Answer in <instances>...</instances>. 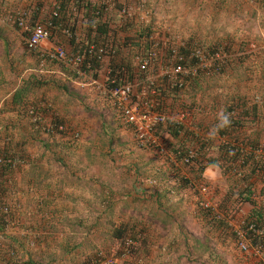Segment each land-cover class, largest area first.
<instances>
[{
  "label": "trees",
  "instance_id": "1",
  "mask_svg": "<svg viewBox=\"0 0 264 264\" xmlns=\"http://www.w3.org/2000/svg\"><path fill=\"white\" fill-rule=\"evenodd\" d=\"M12 1L0 0V13L6 10L3 14L4 17H7L4 19L6 20L8 18L11 22L12 19L14 20L15 14L13 10H8V7L12 5ZM137 1L139 0L135 2ZM32 2L34 1H30L28 5L22 6L21 8L18 7L19 10H24L27 13L26 20L28 21V26L31 27L37 21L42 23L50 21L52 24V33L48 41L53 45H61L65 49L69 46V54H73L76 51L84 52L91 43L101 44L108 50L112 48L114 53L109 57V60H111L109 66L111 67V75L116 77V79L120 77L133 79L134 76L138 74L135 56L138 52H145L149 48L151 43L149 38L150 35H152L154 39L166 37L164 34L160 35V30L157 26H154L155 20L153 18L154 11L157 9L156 6H152L153 8L151 9L150 4H148L146 0L143 2V7L144 10H146L147 16H149V21L143 22L132 34L124 35L123 40H121L120 35H117L119 30L117 29V25L113 22V19L115 15L120 16L124 21L117 23H121V30H125L128 24V18H126V15L120 13V11L123 8L131 6L127 2H117L113 6H108L105 0H53L46 4L44 0H35L33 4ZM155 2H157V0H155ZM195 18L197 26H202L201 23H199V17ZM4 19V24H2V26L6 27L7 25ZM79 28H82V30L78 31ZM2 30L3 29L0 28V31ZM26 35V32H21L23 38ZM207 36L208 38L211 37L210 35ZM167 38L181 39L186 42V48H179L180 52L186 56H189L190 53L188 48L194 44L207 45L210 50L219 49L222 53L225 52V55L222 56L221 68L219 71H200L193 79H186L182 89L168 86V81L165 76H161L157 79L158 84L163 87V91L157 96L158 107H161L164 103L162 99L165 100L169 97L172 101L179 102L180 105L183 106L182 111H189L191 119L196 126L195 131L188 130L181 123L168 122L157 127L155 134L159 139H161V132L166 131L171 138H174L177 144L171 147V167L163 169L159 168L160 166H153L150 167L151 169H148L147 161L143 164L133 162L125 166L126 172L123 173V176L115 173L114 168L116 169V160L112 156L111 149L115 139L113 133L116 132L117 124H115L114 127H111L110 124L116 121L117 116L119 117L116 107L108 99L100 96L96 92L92 94L90 92L93 90L91 87L79 89L75 83V73L70 67H64L65 64L61 61L51 59L48 56H40V54L36 52L29 51L26 47L25 49L28 52L37 57L38 60L35 61L36 65L40 63L38 66V68H40L37 70L40 74H31L20 78L13 86L14 89L11 91V95L0 104V113L5 110L16 111L17 114L21 116V119H25L31 136L37 138L39 144H41L39 148L43 153H51L54 156L57 155L55 157L60 156L58 159H61L63 161L62 164H64L71 150L82 147V160L80 159V165H82L81 170L84 171L87 167H94L105 173L107 171L109 172V175L106 174L108 175L107 179H104L98 173H94L90 177V180L97 185L95 186V193L100 199V205L103 206H99L100 209H96L97 217L99 218L102 214H106L103 223L96 219V224L93 226L96 227V230L103 227L107 228V230L104 231V237L108 238L106 239L107 241L111 240V244L113 242L112 250L110 248L109 251H105L106 257L112 254L126 258L132 256L134 250L138 247L136 246L137 242L135 239H138V243H140V241H144L143 234L147 235L153 233L147 228L149 222L152 223L153 226H156V228L159 227L163 230L167 229L170 225H176L177 222L174 221V216H178L179 212H177L176 208H172L171 210L168 209L170 205L168 200L172 198V196H170L172 190L167 186V184H169L168 182L170 180L174 181L175 184L172 185V187H176L180 190L189 186L192 188V192L198 194L199 185L204 183L201 180L202 172L206 167L215 164H219L223 171L226 170L229 172L232 166L238 169V188L235 190L236 192H232L234 193V205H230L228 208L221 207L218 202L215 206L208 205L204 207L200 202L196 210V215L197 213L199 214L198 218L205 220L207 223L217 222L226 232L232 230V226H229L228 219L233 218L231 220L235 222L238 221L239 217L245 216L246 218L244 219L246 221L251 220L257 226L264 229V202H258V199L262 201L264 198V164L256 158L257 155L254 151L248 153L243 152V148L246 146L245 144H249L254 148V146H257L259 143V141L253 139L250 135L253 133L255 134L257 131V128L253 127L264 124V86L260 85L259 88L257 86H255L256 88L250 86L251 88L248 87L243 90L235 88L227 90L226 93H224L222 88L221 93H224V98L219 104L217 101L214 103L204 101V98L202 99V97L199 96V94H201L199 91L201 86L207 84L208 79L211 77H222V75H225V69L233 66L232 61L238 62L239 65L243 67V70L245 67H253L252 71H254L250 72L251 75H255L258 71H262L260 77L264 80V62L260 64L257 60V56L260 55L263 56L264 61V50L247 52L244 50V43L242 41L235 47L236 41L231 34H226L214 42H207L206 38L203 39L195 28H191L189 32L176 30L172 36L169 35ZM231 51H234L235 54L234 57L229 60ZM162 52V55L159 56L160 60L156 62V65L159 61L163 64L169 63L170 61V51L168 47L164 48V50L162 49ZM85 60L91 61L92 65L89 72L91 76L95 77L97 73L96 70L100 65L95 53L94 55H88ZM47 62L55 63V65L60 68L64 79H60V75L58 74L44 77L41 69ZM261 87L263 89H260ZM187 88L190 91L189 102H184L181 96L184 94V89ZM47 89H53L55 93L50 94L46 91ZM86 89H89V91L82 92V90ZM210 90V87H206L203 91L207 93ZM256 96H259V102L255 101ZM62 99H64L62 105L64 106L65 104L69 108L64 111L62 110V115H60L54 113V110L58 111V107L61 106L60 100ZM89 99L92 101H101L100 103L103 107L99 109V112L91 111L88 106ZM63 106H61V108H63ZM216 106L217 110L215 109ZM162 108L164 107L162 106ZM233 109H235V111L231 112ZM82 111H89L91 112L90 114L88 113L89 115L97 117L100 127L98 129L99 131H96V136H98L99 140L96 141L94 136L90 137L89 143L83 146L82 138L84 136V130L77 122L73 123V127L70 126V120H73L74 113L76 114V112ZM210 112L212 113L209 114ZM201 113H204V115H201ZM213 113H218V116L215 117L214 115V118L212 120L210 119L205 125L201 120L211 117V115L213 117ZM34 117L37 118V120L33 121L32 118ZM46 123L52 125L53 129L46 132L44 129ZM59 125L62 126V128L59 129ZM1 132L6 143L0 145V155L12 159L18 158L22 161L14 166L8 164L0 166V194L5 197L4 182H9V173L13 169L27 164L31 158L29 157L28 159V154L26 153L27 151H25V145H23V143L20 144L17 142L12 145L10 144L13 132L9 133L5 129L0 130V134ZM205 132H209V134L217 132L220 136L224 137L223 143L220 140L217 141L219 155H215L216 157H205V153L203 154V152H201L209 148L213 142H215L214 136L210 134L206 137ZM190 145L195 147L194 150L196 152V156L192 159V162L189 164H176L175 162L180 161L181 158L186 155L187 151L190 150ZM242 155H245L246 158L243 163L240 164L238 160ZM167 157L169 159L170 155ZM217 159H219V161ZM143 165L145 166L142 167ZM145 169L148 170L145 172ZM113 172L116 176H114ZM186 174H188V176ZM4 176L6 178H4ZM120 177L123 179L118 180ZM123 182H125L124 185L122 184ZM118 184L119 186H116ZM254 185H257L258 189H256ZM229 195H231L230 191L226 193V196ZM228 198L229 197H227V199ZM4 201L6 200L4 199ZM4 201L0 199V203L9 206V211L7 214L0 211L1 226L3 217L6 215L12 218L14 212L10 207V203ZM170 202L172 203V201ZM242 202H247L250 212H245L242 210L243 208H238ZM243 211L245 212L244 215L242 213ZM119 214L123 215V217L127 215V218H118L117 215ZM178 223L177 225H179V227H185V223L182 219H179ZM19 229L22 230L21 225ZM241 229L245 230L244 227H241ZM131 230H135L133 234L134 238H132L135 242L129 248V252L125 254V240L126 238H131L126 234ZM233 230L231 234L236 238ZM23 231L27 232L25 229ZM182 232L185 234L184 229H182ZM183 233L179 232L175 234L174 240H169L167 246L171 248L173 246L177 247L179 245H184L185 249H188V251H184L188 259H190L189 253L191 254V252L196 249L199 250L201 255L199 253L195 257V261L202 264L200 259L201 256L207 252L208 247L206 244L210 238L203 235L202 239L194 238L189 242V238L185 239L181 237H185ZM248 237L247 242L252 251L251 254L253 255V247L260 245L261 255L255 254V258L252 260V255L247 254L249 255V257H247V264H264V238L260 236V238ZM180 240H182V242H179ZM188 245L189 247L187 248ZM100 253L102 254L103 251H99L98 247L93 256L87 259L83 258L82 261L78 263L91 264L93 260L98 261ZM245 253H248V251ZM208 256L213 257L212 253ZM10 259L8 260L11 262ZM29 262L34 264L33 261ZM111 264H115V261Z\"/></svg>",
  "mask_w": 264,
  "mask_h": 264
},
{
  "label": "crops",
  "instance_id": "2",
  "mask_svg": "<svg viewBox=\"0 0 264 264\" xmlns=\"http://www.w3.org/2000/svg\"><path fill=\"white\" fill-rule=\"evenodd\" d=\"M117 1L120 2V0ZM170 2H173L175 5V9L178 11L177 15L184 14L187 17H199V23L204 25L206 21L209 20V24H211L212 27L210 30H208L207 27H203L204 30H198L203 39H205V36L209 33L218 32L220 30L219 28H221L220 26L237 25L239 21L238 18L246 19L249 23H253L252 25H257L259 27L261 24L264 27V0H170ZM33 3L34 2H32V4ZM44 3H47L46 0H44ZM111 15L113 16L112 13ZM126 18H128V24L125 30H121V23H117L124 21L120 16L115 15L113 19V22L117 25V29L119 30L117 35L121 36V40H123L124 35L132 34L138 26L147 21L146 19L149 18V16H147L146 11L141 12L140 10H133ZM228 18L236 19L230 21ZM79 30L81 31L82 28H79L78 31ZM53 46L54 45L51 44L50 41L45 45L47 48ZM236 46L237 44L235 42V47ZM31 63L32 60H0V104L11 95V91L14 89L13 86L20 78L31 74H37L40 63L39 65L34 64L33 68L29 66ZM110 63L111 60L106 59L98 66V79L99 77L103 78ZM19 65L22 66V73L17 67ZM64 67H67L66 64ZM252 69L253 67L249 66L245 67L243 70L242 66H238V73L229 72V74L225 73V75H222L226 77L222 80L223 84H220V78L223 77H213V80H215L214 84L212 85L208 82L201 86L199 90L201 94H199V96L202 97V99L204 98V101L211 103L217 101L219 104V102H222L224 93H226L227 90L235 88L243 90L250 86H257L258 88L260 85L264 86V80L260 77L262 71L256 72L257 75H251L250 72ZM6 70L8 71L6 72ZM41 72L44 77L58 74L60 75V79H64L60 68H58L55 63H45ZM206 87H210L211 90L204 93L203 90H205ZM222 88L224 93H221ZM260 89L263 88L261 87ZM184 90L181 99L184 102H189L190 91L188 88ZM2 91H6L7 94L5 95L6 92L2 93ZM60 101L61 106H63L64 99ZM61 106H57L58 111L54 110V113L62 115L61 113L69 108L65 104L63 108H61ZM215 109L217 110V106ZM211 113L212 112L209 114ZM201 115H204V113H201ZM214 115L216 117L218 113H213V117L211 115V117L203 118L201 121L206 125L210 119L212 120L214 118ZM74 122V120H70L71 127H73ZM28 128L25 119H21V116L17 114L16 111L5 110L0 113V130L5 129L9 133L13 132V136L10 140L11 143L8 142L11 145L17 142L20 144L23 143V145H25V151H27L26 153L28 154V159L29 157L31 158L24 166L13 169L8 175L9 182H4L6 202L10 203V207L14 211L21 209L23 219L20 222L22 230L13 225L16 216L13 218L12 226L3 230L6 232V239L1 249L0 256L6 254L8 256L7 248H10L14 251L15 255L19 253L25 254L28 262L33 261L34 264H62L64 262L62 260L68 257L74 258L75 254L82 256L80 259H87L94 255L100 243L105 246L107 242L106 239H108L104 237V231L107 230V228L103 227L96 230V227L93 226L96 224V219L103 223L106 214H102L99 218L97 217L96 209H100V199L95 193V186L97 185L90 180V177L94 173H98L104 179H107L109 172L107 171L105 173L94 167H87L84 171L81 170L78 162H80L82 158V147L71 150L70 155L66 157L65 163L62 164L63 161L58 159L60 156L55 157L57 155L54 156L51 153H43L40 150L39 146H41V144H39L36 137L31 136ZM210 134L214 136L215 142H213L209 148L201 151L203 154L205 153V157L214 155L212 154V149H214V151L216 150V156L219 155L217 141L219 140L220 134L217 132ZM210 134L209 132H205L206 137ZM4 143L6 142L1 132L0 145ZM258 144L263 143L259 142ZM217 160L219 161V159ZM237 170L236 167L232 166L229 172L226 170L223 171L219 164L206 167L201 177L204 183L199 185L198 194L192 192V188L189 186L181 190L176 187L174 188L172 185H174L175 182L170 180L167 186L172 190V194L170 195L172 198L169 199L172 203L168 200L170 204L168 209L171 210L172 208H176L177 212H179V210L185 212L186 208L192 207L191 205L193 202L191 197L193 193L197 194L204 203L210 206H213V204L216 205L218 202L221 207L228 208L230 205H234V193L232 192H236L235 190L238 188L237 182L239 180L237 177L239 175H237ZM186 175L188 176V174ZM4 178L6 177L4 176ZM254 187L258 189L257 185H254ZM229 191L231 195L226 196V193ZM227 197L229 198L227 199ZM258 202H264V198L262 201L258 199ZM238 208H243L242 210L245 212H250L247 202H242ZM244 211L243 213H245ZM186 221L184 223L189 230V233L184 234L186 238L191 240L194 238L200 239L203 235L211 238V234L213 233L214 237L219 240L226 238L225 230L221 228L217 222L207 223L200 218ZM57 225H68V227L74 225L80 226L82 231L79 235L85 239L76 242L70 241V245L68 246L66 239L74 234L73 230L70 228V231H67L68 228L65 229L61 226L62 232L57 233ZM103 225L106 226L105 224ZM0 229H2L1 225ZM24 229L25 231L27 230V232H24ZM53 229H56V233L53 232ZM195 231L199 233L197 234ZM32 241H34L35 245L30 246L29 243ZM99 251H101V248H99ZM162 257H164V255H162ZM76 263L78 262L73 264ZM29 264L31 263L29 262Z\"/></svg>",
  "mask_w": 264,
  "mask_h": 264
},
{
  "label": "rangeland",
  "instance_id": "3",
  "mask_svg": "<svg viewBox=\"0 0 264 264\" xmlns=\"http://www.w3.org/2000/svg\"><path fill=\"white\" fill-rule=\"evenodd\" d=\"M29 1L30 0H13L12 5L10 7L7 6L8 10H13L15 14V12L19 10L18 7L21 8L22 6L28 5ZM32 1L35 2V0H32ZM50 1H53V0H46V2H50ZM112 1L114 2V4H116L117 2L118 3L127 2L129 5L135 6L137 2H144L145 0H139L137 2L130 1V0H125V1L120 0V2L114 1V0ZM146 1L148 2V4H150L151 9L153 8L152 6L154 7L156 6L157 8L154 11L153 19L155 20L154 26L155 27L157 26V28L160 30V33H159L160 35L164 34L166 37H169V35L172 36L176 30H180L181 32H189L191 28L192 29L195 28L196 31H198L199 29L204 30L203 27H207L208 30L212 28L211 24H209V20L206 21L205 25L201 24L202 26L198 27L196 24V18L187 17L184 14L177 15L178 11L177 9H175V5L173 4V2H170V0H157V2H155L154 0H146ZM4 11L6 10H3L0 13L1 15L0 16V28L3 29L2 31H0V60H32V63L29 66H32L33 68L34 64H36L35 60H38L37 57L25 49L24 39L21 36V30L14 23L13 19H12V22L9 21L8 18L6 20L4 19L7 17V16L4 17V14H3ZM186 18L189 20H187ZM3 19L4 21L8 22V23L5 22V24L7 25L6 27L2 26V24H4ZM228 19L232 21L236 18L234 19L228 18ZM238 19L239 21L237 25L232 24V25L220 26L221 28H219L220 30L218 32L208 34L211 37L208 38V36L206 35L205 37H206L207 42L208 41L214 42L218 38H221L225 36L226 34H231L234 40L236 41L237 45L241 41L244 43V50L247 52H254V51L256 52L258 50H264V27L261 24L259 25V27L257 25H252L253 23H249L246 19H243V18H238ZM207 44H212V43H207ZM66 50L68 53L70 52L69 47ZM230 54L231 55L229 56V60L230 58L232 59V57H234L235 52L231 51ZM257 60L260 64H263L264 62L263 56H260V55L257 56ZM232 65L233 66L227 67L225 69L226 73L229 74V72H233V73L239 72V70H237L238 66H240L239 63L236 61H232ZM17 67L20 69L22 73L23 72L22 66L19 65ZM7 71L8 70H6V72ZM39 74L40 73L37 72V75ZM222 77L223 78H220L221 80L220 84H223L222 80L226 78L224 76ZM213 79H214L213 77L208 79V82H210V84L212 85L214 84V81H215ZM46 91L50 92V94L55 93L53 89H47ZM83 91H89V89L82 90V92ZM5 92L6 91H2V93H5ZM90 92L93 94L96 92V90L93 89ZM6 94L7 92L5 93V95ZM162 101L164 102L162 104L163 107L168 112H170V114L171 113L176 114L178 111H181L183 108V106L180 105L179 102H174L169 97L166 98L165 100L162 99ZM100 102L92 101L89 99L88 106L90 107L91 111L99 112V109L103 107V105ZM88 113L90 114L91 112L82 111V112H76V114L74 113L73 115V120H75V122H77L81 126V128L84 130V136L82 138L83 145L88 144L90 137H93V136L96 139V141L99 140L98 136H96V131H99L98 129L100 128L99 119L93 115H89ZM115 124H117V128H116V132L113 133L115 139L113 141V145L111 149L112 156L116 160V169L114 168L115 173L123 176V173L126 172L125 166L133 162L143 164L144 162L147 161L148 169H151L150 167H153V166H160L159 168H163V169L171 167V162H172L171 157L168 159L167 156L172 155V153L170 152L171 147L172 145L176 146L177 144L174 138L170 137L168 132L166 131L161 132V139H159V144H157L156 146L154 145L152 146L151 144H149L148 146H140L137 143V140L135 139V136L133 135L131 130L127 128V126L125 125L123 120H121L120 117L117 116L116 121L110 124V126L114 127ZM262 126H264V124L253 127V128H257V131L255 134L253 133L250 136L253 139H256L257 141L262 142L264 144V127ZM189 147L195 149V147H193L192 145H190ZM215 151L214 149H212V154L214 155H211L210 157H213V156L215 157V155L217 154ZM78 165H79V168H82V165H80V162H78ZM144 166L145 165H143L142 167ZM147 170L145 169V172ZM115 173H114V176H116ZM121 179L123 178L120 177L118 180H121ZM122 184L124 185L125 182H123ZM116 186H119V184ZM191 198L193 202L191 205L192 207L186 208L185 212H183L182 210L181 211L179 210V213H178L179 215L174 216V221L177 222V224H179L178 223L179 219H182V221L185 222L186 220L190 221V220H193L194 218L199 217L198 213L196 215L197 205H199V203L203 200L195 194H193ZM247 210H248V207H247ZM13 213H14V216L17 217V219L15 217L14 227L20 228L19 223L23 219L22 211L21 209L20 210L17 209ZM244 214L245 213H243V215ZM14 216L12 215V217ZM117 216L118 218H125V219L127 218V215L123 217V215L119 214ZM231 219L233 218H230L228 220H231ZM241 219L242 217L238 218V223L240 222ZM177 224L170 225L168 226L167 229L163 230L159 227L156 228V226H153L152 223L149 222V224L147 225V228H149V230L153 233L152 234L149 233L147 235L143 234V238H144V241L142 240L143 242L140 241V243H138V239H135L137 242L136 246L138 247L134 250L132 256L126 258V257H120L115 254H112L109 257L113 261H115V264H136V263L137 264H199L195 261V257L199 253L201 255V252L199 250L196 249V250H193L191 254L189 253L190 259H188L186 258L184 254V251H188V249H185L184 245H179L177 247L173 246L171 248L167 246V244L169 243V240L170 241L174 240L175 234L179 232L183 233L182 229L185 230V234L189 233V230L187 229L186 225L185 227L183 226L182 228L181 226L179 227V225ZM61 226L65 229L68 228L67 231H70V228L73 230L74 234L70 235L69 238L66 239V241L68 242V246L70 245V241L76 242L78 240L85 239L79 235L82 231L80 226L74 225V226L68 227V225H57V233L62 232ZM232 230H233V226H232ZM134 231L131 230L126 235H128L131 238H134L133 236ZM231 231L230 230L226 231L227 235H226V238H224L223 240H219L218 238L214 237V233L211 234V238L206 244L208 247L207 252H205V254L201 256V259H200L202 264H247L248 262L247 257H249V255L247 254H251L252 251L250 248H248L245 251L240 250L238 248L236 238L233 237V235L231 234ZM53 232L56 233V229H53ZM196 233L198 234L199 232L197 231ZM181 237L186 239V237H183V236ZM192 240L189 239L188 241L190 242ZM109 241L106 242L105 246H103L100 243L99 248H101L104 255H105V251H109L110 248L112 250L113 242L111 244V240ZM179 242H182V240H180ZM188 247L189 245L187 246V248ZM246 251H248V253H245ZM211 253L213 257L208 256ZM18 255H15L16 260H18V263L29 264V262L27 261V258L25 257V254L19 253ZM162 255H164V257H162ZM254 255L255 254L253 252V255L251 256L252 260L255 258ZM258 255H261V253ZM74 256H75L74 258L76 259L68 257L65 260H62L64 261L62 264H73L75 262H79L80 260H82L80 259L82 258V256H78L77 254H75ZM7 259L8 258L5 255L0 256V264H9L10 261L8 260L9 261L8 262ZM76 264H79V263H76Z\"/></svg>",
  "mask_w": 264,
  "mask_h": 264
},
{
  "label": "built area",
  "instance_id": "4",
  "mask_svg": "<svg viewBox=\"0 0 264 264\" xmlns=\"http://www.w3.org/2000/svg\"><path fill=\"white\" fill-rule=\"evenodd\" d=\"M108 6H113L112 0H105ZM133 10H140L141 12L146 11L143 7V2L137 3L135 6H128L123 8L120 13L123 15H129ZM54 13V12H53ZM27 13L24 10H17L14 15V23L22 31L26 32L27 35L23 38L26 49L32 52L40 54V56H48L51 59L59 60L70 67L75 73V83L79 89H85L91 87L96 90V93L102 97L108 99L118 110V115L123 120L127 128L131 130L137 143L140 146H156L159 144V137L156 136L155 131L158 126L166 123H181L188 130H196V126L191 119V115L188 110L178 111L176 114L168 112L162 106L158 107L157 96L163 91V87L158 84L157 79L161 76H165L168 81V86L182 89L185 85L186 79H193L198 75L200 71H214L217 72L221 68L222 56L225 52H221L219 49L210 50L207 45H191L188 49L190 50L189 56L184 55L180 52L179 48L187 47L186 42L181 39L161 37L154 39L152 35L150 38V46L145 52H138L135 56L137 62L138 74L133 79H126L120 77L118 80L116 77L111 75V67L108 66L106 73L103 78L98 79V69L96 70V76L90 75L91 61L85 60L87 56L94 55L99 60V64L103 60H109V57L114 50L107 49L101 44L91 43L88 45L87 50L84 52L76 51L73 54H69L67 50L61 45H54L53 47L46 48L45 45L49 40L50 34L52 33L51 22L42 23L40 21L35 22L31 27L27 24ZM149 21V18L146 19ZM146 21V22H147ZM168 47L170 51L169 63L156 62L159 56L162 55V49ZM109 52V53H108ZM88 53V54H87ZM124 76V75H123ZM259 96H256L255 101L259 102ZM235 109L231 110L234 112ZM33 121L37 118H32ZM62 128V126H58ZM45 131L53 129L52 125L46 123L44 126ZM219 140L223 143L224 137L219 135ZM243 152L254 151L260 161L264 164V145L258 144L254 148L245 144ZM172 156V155H171ZM170 156V157H171ZM196 156L194 148H190L186 155L181 158L180 161L175 162L189 164L192 159ZM245 155H242L238 160L240 164L243 163ZM21 160L16 158L12 159L4 155H0V166L12 165L19 163ZM22 162V161H21ZM239 175V174H237ZM0 199L4 201L5 197L0 194ZM6 202V201H4ZM201 205L208 206L206 203L201 201ZM215 206V204H213ZM9 206L0 203V211L7 214ZM243 213V212H242ZM245 216L238 221H229V226H233L235 236L237 239L238 248L245 251L249 248L247 242L248 236L250 237H262L264 238V229L257 226L251 220H245ZM233 222V223H232ZM2 229H0V253L3 248L6 232L3 231L5 228L11 227L13 224V217L4 216L2 219ZM15 225V223L13 224ZM244 227L245 230H242ZM8 234V233H7ZM259 237V238H260ZM132 238H126L124 251L125 254L129 252V248L134 244ZM30 246L34 245V241L29 243ZM8 259L11 260L9 264H20L16 260L14 251L7 248ZM254 254H260V245L253 247ZM100 258L98 261L93 260L91 264H111L113 260L106 257L103 253L99 254Z\"/></svg>",
  "mask_w": 264,
  "mask_h": 264
},
{
  "label": "clouds",
  "instance_id": "5",
  "mask_svg": "<svg viewBox=\"0 0 264 264\" xmlns=\"http://www.w3.org/2000/svg\"><path fill=\"white\" fill-rule=\"evenodd\" d=\"M226 119V118H225Z\"/></svg>",
  "mask_w": 264,
  "mask_h": 264
}]
</instances>
